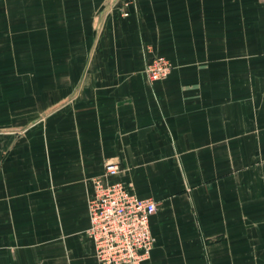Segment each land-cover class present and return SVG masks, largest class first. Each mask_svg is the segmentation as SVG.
<instances>
[{
    "label": "crops",
    "instance_id": "obj_1",
    "mask_svg": "<svg viewBox=\"0 0 264 264\" xmlns=\"http://www.w3.org/2000/svg\"><path fill=\"white\" fill-rule=\"evenodd\" d=\"M0 83V264H98L93 177L155 202L141 264H264V0H0Z\"/></svg>",
    "mask_w": 264,
    "mask_h": 264
},
{
    "label": "built area",
    "instance_id": "obj_2",
    "mask_svg": "<svg viewBox=\"0 0 264 264\" xmlns=\"http://www.w3.org/2000/svg\"><path fill=\"white\" fill-rule=\"evenodd\" d=\"M161 62V61H158ZM165 67L148 68V81L158 80ZM104 177L117 174L116 163H107ZM155 212L150 199L137 198L129 186L96 178L87 201L86 237L100 264H141L149 258L153 238L148 220Z\"/></svg>",
    "mask_w": 264,
    "mask_h": 264
},
{
    "label": "rangeland",
    "instance_id": "obj_3",
    "mask_svg": "<svg viewBox=\"0 0 264 264\" xmlns=\"http://www.w3.org/2000/svg\"><path fill=\"white\" fill-rule=\"evenodd\" d=\"M126 13H128V12L125 11V8H123V6H119L118 13H117L118 17L119 18H125L126 17L125 16ZM12 55H13V53H12ZM11 61L13 63H16L17 73L14 76L13 75H7L6 76L7 79H9V80L11 79V81L13 83V84H9L7 86H25L26 82L23 81L24 78H26L28 80L36 79V80L33 81L34 83H32V84H30V81H29V86H46L47 81H46V72H45L46 71V69H45V60H38V66L36 67V69H34V68H32V69L26 68V66L24 64L20 65V62L23 61V60H13L12 59ZM158 61H161V62H158ZM151 66L152 67L156 66V67H160V68L161 67H165L166 68V71L164 73H161L158 76V80H156L154 82H149L148 81V77L149 76H148L147 70ZM172 70H173L172 63L168 59H166L165 57H163L161 55L154 54V55H152L150 57V59L146 62L145 66H144V71H143L144 81L146 82V84L148 86H152V84L159 83V82H162V81L166 80L169 77V75L171 74ZM103 175H104V172H103ZM96 178H100L102 180L101 177H93V178L89 179V181H88L89 193H88L87 198H86V213H87L88 197L91 194V184H92V181L94 179H96ZM129 188H130V186H129ZM150 200L154 203V205H156L155 202L151 198H150ZM150 218H151V216L149 217V220H150ZM149 220H148V225H149V229H150ZM87 223H88V218H87ZM150 233H151V231H150ZM85 236H86V234H85ZM152 238H153V243H152L151 250L153 249V244H154V241H155L154 237H152ZM91 246H92V244H91ZM93 254H94V251H93ZM94 256H95V254H94ZM98 264H100V263H98Z\"/></svg>",
    "mask_w": 264,
    "mask_h": 264
}]
</instances>
